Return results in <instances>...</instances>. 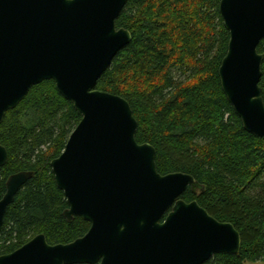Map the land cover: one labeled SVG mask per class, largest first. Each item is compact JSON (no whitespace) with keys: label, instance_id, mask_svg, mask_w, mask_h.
Returning a JSON list of instances; mask_svg holds the SVG:
<instances>
[{"label":"water","instance_id":"95a60500","mask_svg":"<svg viewBox=\"0 0 264 264\" xmlns=\"http://www.w3.org/2000/svg\"><path fill=\"white\" fill-rule=\"evenodd\" d=\"M127 1L0 0V124L35 85L54 80L82 118L50 165L68 202L64 217L90 223L68 243L38 233L0 254V264H204L215 254H240L234 224L182 198L188 187H199L195 177L161 174L156 148L136 139L129 101L97 88L132 40L130 30L117 26ZM220 13L229 32L222 89L244 129L264 137V0H221ZM8 159L0 144V167ZM34 174L8 177L0 234L8 207Z\"/></svg>","mask_w":264,"mask_h":264},{"label":"trees","instance_id":"16d2710c","mask_svg":"<svg viewBox=\"0 0 264 264\" xmlns=\"http://www.w3.org/2000/svg\"><path fill=\"white\" fill-rule=\"evenodd\" d=\"M221 0H128L117 26L132 40L119 51L97 88L126 98L138 121L136 139L156 148L161 174L193 175L199 187L182 198L197 200L212 216L241 233L240 254H215L204 264H264V137L244 129L228 101L219 68L229 32ZM263 51V42L258 47ZM260 86L264 98V64ZM82 115L54 80L35 85L0 124L9 154L0 167V199L8 177L35 174L8 207L0 254L38 233L50 243L84 235L90 223L64 217L68 202L51 161L58 157Z\"/></svg>","mask_w":264,"mask_h":264},{"label":"rangeland","instance_id":"374dc122","mask_svg":"<svg viewBox=\"0 0 264 264\" xmlns=\"http://www.w3.org/2000/svg\"><path fill=\"white\" fill-rule=\"evenodd\" d=\"M248 264H263V263H261V262H257V263H248Z\"/></svg>","mask_w":264,"mask_h":264},{"label":"flooded vegetation","instance_id":"af4514ba","mask_svg":"<svg viewBox=\"0 0 264 264\" xmlns=\"http://www.w3.org/2000/svg\"><path fill=\"white\" fill-rule=\"evenodd\" d=\"M81 237V236H80Z\"/></svg>","mask_w":264,"mask_h":264}]
</instances>
